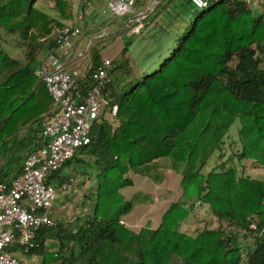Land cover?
Returning <instances> with one entry per match:
<instances>
[{
    "label": "trees",
    "instance_id": "1",
    "mask_svg": "<svg viewBox=\"0 0 264 264\" xmlns=\"http://www.w3.org/2000/svg\"><path fill=\"white\" fill-rule=\"evenodd\" d=\"M35 1L0 0V27L25 47L24 59L0 48L1 179L12 178V164L21 168L13 177L21 174L30 152L19 150L21 131L35 132L37 150L43 142L41 122L58 111L36 63L55 48L71 8L55 0L58 18ZM158 5L166 14L149 35L155 47L139 63L131 57L112 59L107 104L91 130V142L79 150L90 160H77L98 171L94 209L73 226L39 229L34 245L22 249L29 256L41 254L36 264H264V178L243 176L224 165L203 172L236 120L243 131L239 156L260 161L264 155V19L239 0H209L200 11L192 0ZM134 37L125 42L122 55ZM101 50L95 42L87 49L90 64L76 78L74 90L86 92L93 85L92 73L104 59ZM114 104L116 116L111 114ZM11 150L16 155L8 157ZM163 158L172 170L183 171L184 201L172 202L156 226L125 223L135 206L123 194L135 184L131 174L151 176ZM49 180L61 186L72 178L57 170ZM197 203L208 205L217 225L196 228L194 234L180 230ZM49 238L56 249L46 247ZM18 249L16 244L9 248Z\"/></svg>",
    "mask_w": 264,
    "mask_h": 264
},
{
    "label": "built area",
    "instance_id": "2",
    "mask_svg": "<svg viewBox=\"0 0 264 264\" xmlns=\"http://www.w3.org/2000/svg\"><path fill=\"white\" fill-rule=\"evenodd\" d=\"M87 3L89 0H82ZM139 0H112L116 13L134 6ZM198 8H206L209 0H192ZM81 9L76 24L57 36V44L47 58L41 61L37 74L55 100L57 113L42 122V145L30 151L23 162L21 174L9 179L0 177V264H36L23 260L9 248L16 244L18 251L34 245L37 231L55 224L52 211L61 186L50 181L68 160L91 142V130L100 118L107 99L104 90L111 82L112 59L104 58L93 71V85L86 91L74 90L75 77L62 63L60 53L69 52L75 39L82 33ZM143 25L133 28V34L143 30ZM79 72L75 71V75ZM118 113V104L111 108L112 116ZM252 227H255L252 225ZM58 257V253L55 254ZM50 264H62L61 260Z\"/></svg>",
    "mask_w": 264,
    "mask_h": 264
},
{
    "label": "rangeland",
    "instance_id": "3",
    "mask_svg": "<svg viewBox=\"0 0 264 264\" xmlns=\"http://www.w3.org/2000/svg\"><path fill=\"white\" fill-rule=\"evenodd\" d=\"M34 5L37 7H40L44 11L48 12V7L44 4H40V2H34ZM204 9V8H203ZM198 10H202L198 8ZM155 32L154 27L150 26L145 31H142L141 33L134 34V39L129 44V50L126 56L122 55V52L120 51L122 47L120 45L116 44L112 48L105 51V53L109 56H112L114 58H117L119 60H124L125 57H131L135 62H141L143 60L145 53H147L149 50H152L155 47V40L153 38H150L149 35L153 34ZM133 34V33H132ZM133 35V36H134ZM131 36L125 35L123 39V43H125ZM20 39L13 33L7 31L5 28L0 27V48L4 51L8 52L10 55L24 59V53H25V47H23L20 44ZM44 56H40L39 60L36 63V66H38L41 58L47 57L48 53L45 51ZM90 55H86L82 61H76L74 62L71 60L70 62L65 64V68L72 73V75L76 76V78H81L84 76L86 68L90 64ZM148 61V60H147ZM147 62H144V64ZM147 65V64H146ZM148 66V65H147ZM263 66H264V57H263ZM149 67V66H148ZM146 68L145 70H147ZM75 71H78L79 74L75 75ZM142 70L140 71V73ZM113 74L111 73V78ZM240 127V128H239ZM241 122L240 120H236L229 130V134L226 137L225 143L223 145V148L221 149V152L225 155H231L232 159L226 162L228 167H235L238 172L243 176H251L253 178H264V155H260L261 159L260 161L256 157L249 156L248 162L242 157H240L238 154L243 151V140L241 139V135H243V131L241 132ZM245 131H248L249 133L252 132V129H250L249 126L245 128ZM28 131L27 129L24 130L23 135H27ZM21 139L23 136L20 137ZM32 147V143L23 141L20 144L19 150L24 152ZM220 152L217 151L209 160V162L204 166L203 172L206 173L207 171H212V168L214 166V161L218 158ZM11 155H16L15 150H11L8 153V157H11ZM82 157L84 159L90 160V158L80 153V151L77 152L76 157H73L69 162H67L60 170L61 173L64 175H72L73 180L71 181V186L67 189H59L58 196L55 202V206L52 211V218L55 222V224L62 223L65 226H73L74 222L77 220L80 216H86V212L94 203V196L96 195L97 189L94 186V177L93 172L96 170L95 168H91L89 166L84 165L83 163L79 162L77 160V157ZM159 170V174L163 177H165V186L160 190V193H165L164 201L161 203L160 209H155L151 213V216L156 219L157 223L159 220H161L164 211L168 208V206L178 200H183L181 194L178 195V191H181V182L183 171H176L172 170L169 167V160L167 158L160 159L157 164ZM77 168V169H76ZM75 169V170H74ZM97 171V170H96ZM133 179H135V184L133 186L126 187L123 190V194L126 198L131 199L135 203V211L130 218V220L135 221L139 219L142 214L145 213V210L140 208L138 205L143 203H149L151 201H155L154 199V192L148 193L151 190L150 182L151 181H158V178L154 177L155 172L152 171L153 180L148 181L141 177L136 176L135 173L131 174ZM142 175V174H141ZM178 177L180 179H178ZM163 179H159L161 181ZM150 181V182H149ZM169 186L170 189H167L166 187ZM167 190H170V194H168ZM87 193V194H86ZM87 195V196H86ZM88 195L93 196V198L89 197ZM88 198H90V202L86 201ZM86 201V202H85ZM196 214H200V216L204 219L199 224L196 223V220H192L189 222H186L184 224H180V230L182 231H189L190 233L195 232V229L200 225L201 228L205 225L210 226H216L218 221L217 218L211 213L209 207L207 204H203L201 207L198 208L196 211ZM199 216V217H200ZM198 217V218H199ZM187 219V218H186ZM185 219V220H186ZM145 226H154L153 221H149V223H143ZM142 226V225H138ZM57 244H55L54 239L49 238L46 241V247L50 248L51 250H54L57 248ZM15 253V252H14ZM18 257H25L28 261L35 262L37 260V257L35 256H29L28 254H23V252L16 251ZM35 254V253H34ZM38 255L41 256L40 253ZM42 259V257L40 258Z\"/></svg>",
    "mask_w": 264,
    "mask_h": 264
},
{
    "label": "crops",
    "instance_id": "4",
    "mask_svg": "<svg viewBox=\"0 0 264 264\" xmlns=\"http://www.w3.org/2000/svg\"><path fill=\"white\" fill-rule=\"evenodd\" d=\"M40 2V4H44L48 7V13L58 17L62 18L60 15V11L56 7L55 0H36V2ZM69 3L70 8H71V18L64 19L63 21L66 22L67 28H71L76 24L77 21V16L79 11L82 9L83 10V19L81 20V26H82V33L75 39L74 41V47L71 51L65 53L61 52V60L63 63V66L65 67V64L73 60L74 62L76 61H82L83 58L85 57V52L87 49L90 47L91 44L94 42L102 47L101 53L103 55V58H110V59H115L112 56H109L105 53L106 50L112 48L116 44L124 45L123 39L125 35L133 36L132 30L134 27L138 25H143V30L145 31L148 27L152 26L154 29H157L160 24L164 22L165 19V14H166V9L160 7L158 5L162 0L155 2L150 8V2L152 0H139L134 6L130 8H125L122 13H116L112 7H111V2L112 0H89L87 3H84L82 0H65ZM179 1V0H177ZM240 5L251 9L255 16L258 17H263L264 19V0H239ZM157 6V7H156ZM154 19L152 21H149L147 17L151 14L154 13ZM139 32V33H141ZM125 46V45H124ZM124 48V47H123ZM123 48L120 50L122 52ZM52 52V49L47 50V57L49 54ZM44 53V52H43ZM42 55L44 56V54ZM41 55V56H42ZM46 56L44 58H41L39 64L41 63L42 60L47 58ZM38 64V66H39ZM43 122V121H42ZM42 122H41V128H42ZM240 128V127H239ZM24 130L21 131L20 137L23 136V140L32 143V147L28 150H26V154L29 151L34 150L35 147H38L36 142L38 141L37 137L35 136L34 131L28 132L27 135L34 136L35 138L28 137L27 135H23ZM40 134H38L39 136ZM33 139V140H32ZM41 142V141H40ZM40 147V146H39ZM223 148V146H222ZM220 154L216 161H214V166L212 168L216 169L221 167L222 165L228 167L226 162L228 163L229 160L232 159L231 155H225L221 150H219ZM239 155V154H238ZM211 159V158H210ZM246 162H248V158H244ZM209 162V161H208ZM11 167V174L10 177H13L15 174H17L18 171L21 170V168L17 169L15 164L10 165ZM23 166V165H22ZM77 169V168H76ZM75 170V169H74ZM159 168H157L155 172L156 178H158V181H149L150 182V187L151 190L148 193H153L154 192V199L155 201H151L149 203H141L138 206L142 209L145 210V213L142 214V216L135 220L132 221L130 218H132L134 211H135V206L132 209V211L127 214L124 217V222L127 224H132V225H144L143 223H149V221L154 222V226L158 225L161 220L157 223L156 219L151 216V213L155 211V209H160L161 203L164 201L163 198H165V193H160V190L164 188L165 186V177L160 175L158 172ZM98 171H94L93 177H94V186L97 189V179H96V174ZM207 171L206 173H208ZM135 175L141 176L145 178L147 181L153 180L154 178L152 176H144L141 175L140 173H135ZM72 178V175H69ZM159 179H163L159 181ZM178 179H180L178 177ZM73 180V178H72ZM135 180V179H134ZM181 182V180H180ZM167 189H170L169 186L166 187ZM125 189V188H124ZM123 189V190H124ZM168 194H170V190H167ZM87 194V193H86ZM182 194V190L178 191V195ZM87 196V195H86ZM89 197L93 198V196L88 195ZM96 198V195L94 196V199ZM86 201L90 202V198H88ZM85 201V202H86ZM94 204L90 207V209L87 210V214L91 213L94 209ZM203 204L197 203L193 212L191 215L184 220V224L186 222L192 221L193 219L196 220V223H200L204 219L200 216V214H196V211L198 210L199 207H201ZM169 207V206H168ZM56 208V206H55ZM200 216V217H199ZM199 217V218H198ZM182 222V223H183ZM204 227V226H203ZM197 228H201L199 225ZM24 254V253H23ZM25 255V254H24ZM31 256L37 257V260L35 262H40L41 261V256L38 254H34ZM23 260H27L24 256L20 257Z\"/></svg>",
    "mask_w": 264,
    "mask_h": 264
},
{
    "label": "water",
    "instance_id": "5",
    "mask_svg": "<svg viewBox=\"0 0 264 264\" xmlns=\"http://www.w3.org/2000/svg\"><path fill=\"white\" fill-rule=\"evenodd\" d=\"M157 1H160V0H152V1L150 2L149 8H150L155 2H157Z\"/></svg>",
    "mask_w": 264,
    "mask_h": 264
}]
</instances>
